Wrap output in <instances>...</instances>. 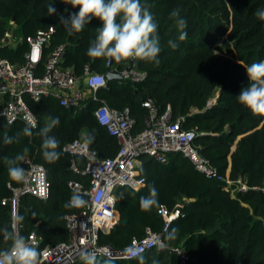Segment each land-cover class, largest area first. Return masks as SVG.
Masks as SVG:
<instances>
[{"label": "trees", "instance_id": "trees-1", "mask_svg": "<svg viewBox=\"0 0 264 264\" xmlns=\"http://www.w3.org/2000/svg\"><path fill=\"white\" fill-rule=\"evenodd\" d=\"M51 3L56 13L49 16ZM141 4L158 25L159 63L136 60L137 69L147 74L144 81L110 79L106 88L95 93L96 97L110 108H128L135 121L133 133L145 128L149 111L143 106L144 101L150 98L158 112L170 106L172 121L181 119L183 129L198 133L194 145L199 154L220 175L231 181L240 180L247 189L236 190L232 196L230 190L236 184L226 189L225 182L206 178L178 153H169L166 163L142 155L138 172L145 179V186L137 191L129 187L114 191L119 219L109 232H99L98 242L119 249L133 238H143L146 229L160 232L164 219L159 209L164 206L168 213L177 209L179 215L162 238L172 228L179 230L178 236L174 241H165L166 250L144 253L146 264H152L154 259L159 264H182L174 247L186 252L185 264H264V116L253 115L237 100L241 89L249 84L246 67L264 61V21L255 15L257 9H264V0H141ZM173 10H178L187 22L183 30L187 38L183 41L179 40L181 30L176 19L170 17ZM78 11L63 0H0V38L11 28V21L20 38L15 47L0 48V57L22 63L23 54L29 50L25 38L53 27L54 40L44 48L41 62L55 46L63 44L61 67L76 75H82L86 66L102 74L123 69L129 61H113L107 66V61L87 56L96 29L102 26L100 20L93 18L80 32L69 33L64 28L60 17L67 20ZM170 39L179 45L175 50L168 45ZM25 100L39 122L31 137L23 136L22 130L27 127L24 123L8 124L0 117V202L11 197L8 183H18L9 177L3 157H13L27 147L26 156L46 171L50 195L47 199L30 195L21 198L18 213L24 220L19 232L27 238L35 229L41 248L66 240L65 216L76 211L64 207L75 192L68 182L89 184L87 175L71 167L72 158L77 169L84 168L86 159L71 156L62 147L85 132L90 149L105 159L115 156L119 144L97 123L94 111L99 102L91 97L71 111L49 97L37 102L27 97ZM57 117L59 124L48 134L59 140L60 157L50 163L43 158V137L39 133ZM18 133L19 143H4L5 134L16 137ZM151 187L157 189L159 206L142 211L140 198L147 196ZM121 193L123 199H119ZM184 198L192 201L185 202ZM38 221L40 225L35 227ZM4 226L11 230L9 207L0 203V227ZM6 246L0 234V248ZM112 261L139 264L136 259Z\"/></svg>", "mask_w": 264, "mask_h": 264}, {"label": "built area", "instance_id": "built-area-1", "mask_svg": "<svg viewBox=\"0 0 264 264\" xmlns=\"http://www.w3.org/2000/svg\"><path fill=\"white\" fill-rule=\"evenodd\" d=\"M55 29L48 27L38 30L33 36H27L25 42L29 50L23 54V62L11 63L0 57V117L8 124L20 121L27 127L38 119L30 110L25 98L40 101L42 98L57 99L62 107L79 108L84 101V90L90 97L99 102L94 111L97 123L104 127L109 135L114 136L119 144L116 155L112 158L101 159L95 150L90 149L85 133L66 143L62 151L71 156H81L86 159L83 169H77L71 159V167L79 174L89 177V184L84 186L77 182H68V186L75 192L83 195L86 206L74 208L76 211L65 216L68 239L56 244H46L40 248V238L35 229L27 238L33 246L45 254L42 264H77L82 250L93 251L99 259L110 256L112 260L128 259L125 249L135 245L142 254L156 249L154 242L163 239L162 235L168 230L171 222L179 215V211L168 213L164 206L159 209V215L164 219L160 232L146 229L141 239L133 238L124 248H113L108 244L98 242L99 232H109L117 224L116 202L114 191L119 187H129L135 191L145 186V179L139 175L140 157L149 155L161 163H166L169 153H178L187 158L194 168L206 178L216 179L226 183L228 189L236 184L235 190L245 191L247 187L240 180L231 181L220 175L209 161L204 159L194 145L198 136L195 130H186L181 127V119L172 121L171 109L167 106L164 111L158 112L153 101L149 98L143 106L149 111L145 119V128L133 133L135 121L129 115L128 108L117 110L110 108L104 100H99L95 93L107 87L105 74L92 71L88 66L82 75H76L69 69L61 67L65 46L59 44L42 61L44 48L54 40ZM19 39H15L12 30L5 31L0 38V48L15 47ZM41 64V69H40ZM109 66L110 63L106 62ZM111 71V70H110ZM114 71V70H113ZM120 75L119 81L140 83L146 79V72L137 69L136 61H129L126 66L116 71ZM99 75L104 78L103 84H95L93 77ZM26 170L25 177L18 186L8 183L11 197L3 198L1 205L9 207L10 227L14 210L19 212L20 200L25 195L38 199H47L50 195V183L43 166L35 163L26 156V162L21 165ZM233 190V189H232ZM37 227V223L35 224ZM20 225H18V231ZM172 250L185 264L188 259L186 252L180 247Z\"/></svg>", "mask_w": 264, "mask_h": 264}, {"label": "clouds", "instance_id": "clouds-1", "mask_svg": "<svg viewBox=\"0 0 264 264\" xmlns=\"http://www.w3.org/2000/svg\"><path fill=\"white\" fill-rule=\"evenodd\" d=\"M66 4H71L73 8H78V13L72 14L67 20L60 17L64 28L69 32H80L85 25L91 23L93 18L101 21L102 26L96 29V36L91 41L87 49V56L94 59H103L108 63L126 61H144L150 63H159V54L161 53L160 38L158 35V25L148 8L141 4V0H63ZM49 16L56 13L52 3L47 9ZM256 17L264 21V9H257ZM171 18L176 19V25L181 30L179 40L187 38V32L183 31L187 22L179 16L178 10H173ZM169 47L175 50L179 45L174 40L168 41ZM249 84L241 89L237 95L238 102L248 108L253 115L264 116V61L253 62L246 67ZM95 84H103L104 78L96 75L93 78ZM59 124V118L51 120L40 131L43 137L42 155L48 162H55L60 157L57 151L60 142L55 136L48 133L52 127ZM35 123L22 130L23 136L31 137L32 128ZM20 134L16 137L4 136L5 144L19 143ZM29 149L25 147L21 153L13 157H3V162L7 166L9 177L17 182L24 179L26 170L21 167L26 162V154ZM121 193L119 199H123ZM117 197H112L115 203ZM87 201L79 192H73L70 200L65 203V208H82L86 206ZM158 192L155 187H151L147 196L140 198V208L142 211H151L153 207H158ZM24 220V217L14 210L11 217V230L8 226L0 227V234L7 245L0 248V264H42L44 252L33 246L30 238L22 236L18 231V225ZM179 230L172 228L163 239H157L154 247L157 251H164L168 248V243L177 239ZM125 255L128 259H136L139 264H146L145 256L141 249L135 245L125 249ZM80 259L83 264H113L110 256L100 260L93 251L82 250ZM152 264H159L157 260H152Z\"/></svg>", "mask_w": 264, "mask_h": 264}, {"label": "crops", "instance_id": "crops-1", "mask_svg": "<svg viewBox=\"0 0 264 264\" xmlns=\"http://www.w3.org/2000/svg\"><path fill=\"white\" fill-rule=\"evenodd\" d=\"M10 24L12 25L11 28L13 29L14 25L12 24V21L10 22ZM11 28H10V29H11ZM83 93H84V100H85L86 98H89V97H90V93H89V92H87V91L84 90ZM27 98H29V97H27ZM25 99H26V98H25ZM83 102H84V101H83ZM83 102H82V103H83ZM81 106H82V104H81ZM195 110H196V109H195ZM195 110H194V111H195ZM80 133H85V132H80ZM232 149H234V146L232 147ZM115 155H116V154H115ZM140 164H141V161H140ZM139 166H140V165H139ZM19 184H20V182H18V183H16V184H12V185H14V186H18ZM230 191H231L232 196H234L236 190H235V189H233V190L231 189ZM116 201H117V200H116ZM183 201H185V202H190V201H192V199H186V198H184ZM176 210H177V209H175L174 211H176ZM118 219H119V218H118V215H117V222H118ZM36 223H37V227H39V225H40V221H38V222H36ZM36 223H35V224H36ZM34 226H35V225H34ZM39 238H40V237H39ZM67 239H68V235H67V237H66V240H67ZM66 240H65V241H66ZM40 241H41V238H40ZM61 242H62V241H61Z\"/></svg>", "mask_w": 264, "mask_h": 264}, {"label": "water", "instance_id": "water-1", "mask_svg": "<svg viewBox=\"0 0 264 264\" xmlns=\"http://www.w3.org/2000/svg\"><path fill=\"white\" fill-rule=\"evenodd\" d=\"M105 76L107 78V80H110V79H117V80H120V75L116 72V71H107L105 73ZM68 110L71 111L72 108L71 107H68Z\"/></svg>", "mask_w": 264, "mask_h": 264}, {"label": "rangeland", "instance_id": "rangeland-1", "mask_svg": "<svg viewBox=\"0 0 264 264\" xmlns=\"http://www.w3.org/2000/svg\"><path fill=\"white\" fill-rule=\"evenodd\" d=\"M11 30H12V33L14 34V36H15V39H19V37L17 36V31H15V28L13 27V29L11 28Z\"/></svg>", "mask_w": 264, "mask_h": 264}]
</instances>
